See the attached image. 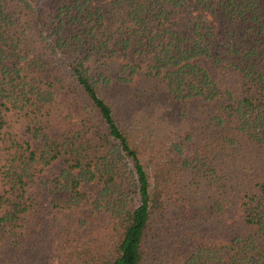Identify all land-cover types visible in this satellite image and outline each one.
I'll return each mask as SVG.
<instances>
[{
	"label": "trees",
	"instance_id": "obj_1",
	"mask_svg": "<svg viewBox=\"0 0 264 264\" xmlns=\"http://www.w3.org/2000/svg\"><path fill=\"white\" fill-rule=\"evenodd\" d=\"M111 71L189 123L137 137ZM47 200L49 264H264V0H0V247Z\"/></svg>",
	"mask_w": 264,
	"mask_h": 264
},
{
	"label": "rangeland",
	"instance_id": "obj_2",
	"mask_svg": "<svg viewBox=\"0 0 264 264\" xmlns=\"http://www.w3.org/2000/svg\"><path fill=\"white\" fill-rule=\"evenodd\" d=\"M54 0H38V8H50ZM112 66V65H110ZM113 70V66H112ZM108 85L103 92L111 102L115 112L123 118L133 133L139 138L150 134L165 136L170 131H178L185 125L188 118L182 113V106L166 100L160 90H151L144 85H129L117 81L111 71ZM185 114V113H184ZM189 115V114H188ZM44 209L37 215L30 241L21 238L10 241L0 247V264H49L58 260L57 242L60 226L57 218L58 209L64 205L61 202L45 201ZM46 207V208H45ZM56 211V212H55ZM7 242V241H6ZM151 245L155 257L164 249L163 243Z\"/></svg>",
	"mask_w": 264,
	"mask_h": 264
}]
</instances>
